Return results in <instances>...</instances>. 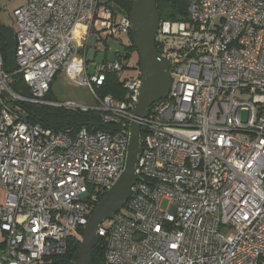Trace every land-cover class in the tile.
I'll list each match as a JSON object with an SVG mask.
<instances>
[{
	"label": "built area",
	"instance_id": "built-area-1",
	"mask_svg": "<svg viewBox=\"0 0 264 264\" xmlns=\"http://www.w3.org/2000/svg\"><path fill=\"white\" fill-rule=\"evenodd\" d=\"M186 14L159 22L170 88L137 119L140 76L120 79L126 52L73 76L95 106L44 100L57 73L69 76L80 35L127 36L129 16L99 0H23L12 10L14 60L31 97L9 90L0 58V264H46L81 241L124 170L134 121L143 131L136 181L98 226L104 264H264V0H188ZM107 73L123 82L125 100L98 97ZM15 101L100 112L107 129L46 130Z\"/></svg>",
	"mask_w": 264,
	"mask_h": 264
},
{
	"label": "trees",
	"instance_id": "trees-1",
	"mask_svg": "<svg viewBox=\"0 0 264 264\" xmlns=\"http://www.w3.org/2000/svg\"><path fill=\"white\" fill-rule=\"evenodd\" d=\"M133 0H107L105 6L110 8L114 13H120L129 16L132 8ZM188 0H156V9L160 16V20L166 21H185ZM3 9L0 7V58L1 69L8 76L9 90L22 98H30V90L25 86L23 79L17 73V66L14 60L16 47V31L15 27L8 25L3 21L1 14ZM131 42V46L127 51H135L133 45V36L131 33L127 35ZM105 51L107 46L105 43ZM118 59L116 54L115 60ZM139 65V61H138ZM123 82L113 73H107L105 81L97 90L100 98L110 96L115 101H123L126 97V91ZM45 101L56 102L51 97V85L46 94ZM12 108L18 109L22 118L30 124H38L43 129L53 132H62L74 134L81 128H86L89 133L96 131H104L107 126L102 123L100 112L82 113L79 111L57 108L46 104H33L21 101L10 103ZM143 137V131L141 133ZM84 236V231L80 233V238ZM80 247V239L72 238L68 241L67 251L64 255L52 257L47 260L46 264H73L78 258ZM104 245L100 239L93 249L91 256V264H104Z\"/></svg>",
	"mask_w": 264,
	"mask_h": 264
},
{
	"label": "water",
	"instance_id": "water-1",
	"mask_svg": "<svg viewBox=\"0 0 264 264\" xmlns=\"http://www.w3.org/2000/svg\"><path fill=\"white\" fill-rule=\"evenodd\" d=\"M160 16L156 0H133L129 13V31L139 58L140 86L136 97L134 115L137 119L148 116L155 103L166 99L170 88L168 62L162 58L155 47ZM142 151L140 125L137 121L129 125V143L124 170L113 188L107 192L89 216L80 241L78 258L73 264H91L93 249L97 245L98 226L104 220H112L126 204L129 189L136 181L135 170Z\"/></svg>",
	"mask_w": 264,
	"mask_h": 264
},
{
	"label": "rangeland",
	"instance_id": "rangeland-1",
	"mask_svg": "<svg viewBox=\"0 0 264 264\" xmlns=\"http://www.w3.org/2000/svg\"><path fill=\"white\" fill-rule=\"evenodd\" d=\"M22 0H0V7L3 9L1 17L3 21H5L8 25L14 26V18L12 17V10L19 5ZM101 5H105L107 0H99ZM109 48L107 49V57L105 60L113 61L116 57V51L120 50L121 52H125L126 49L131 46V42L128 36H117L114 38H109V42L107 43ZM104 55L99 54L97 56V60L95 63L100 64L103 61ZM124 66V70L121 74L120 79L122 81H130L135 79L139 74L138 69V55L135 51H127V57L121 60ZM78 57L73 63L72 70L69 73V76L66 74L59 72L54 77L51 83V97L58 103L65 102H73L78 106H87L93 107L96 105L94 98L90 95L88 90L84 87H80L73 81V76L76 75L78 70ZM93 71V68L90 69ZM237 98L243 101V103L249 102L248 96H240L237 95ZM246 117V113H243V121ZM169 203L167 201H163L161 203V209L167 210ZM122 212H125L123 209ZM109 224V221H105L103 224L106 227ZM0 241H3L2 234L0 233Z\"/></svg>",
	"mask_w": 264,
	"mask_h": 264
},
{
	"label": "crops",
	"instance_id": "crops-1",
	"mask_svg": "<svg viewBox=\"0 0 264 264\" xmlns=\"http://www.w3.org/2000/svg\"><path fill=\"white\" fill-rule=\"evenodd\" d=\"M23 3V0L20 4ZM19 4V5H20ZM17 5V6H19ZM16 6V7H17ZM100 41V42H99ZM109 42V38H107L106 33L102 31L101 29L97 28L89 38L85 39L81 35L79 36L78 43H79V55H78V70L84 69L87 73H91V68H94L95 65H97L96 60L97 56L99 54H103L104 58L103 61L106 59L107 52H101L99 50L100 43L102 44V47L105 48V43L107 46V49L109 48V45L107 44ZM120 50L116 51V54L119 56L122 54ZM102 61V62H103ZM101 62V63H102ZM2 242V241H0Z\"/></svg>",
	"mask_w": 264,
	"mask_h": 264
}]
</instances>
